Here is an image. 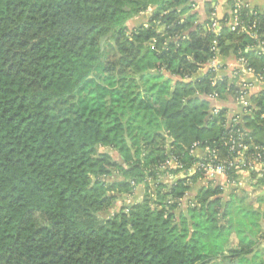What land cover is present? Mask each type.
I'll use <instances>...</instances> for the list:
<instances>
[{"label": "trees", "instance_id": "trees-1", "mask_svg": "<svg viewBox=\"0 0 264 264\" xmlns=\"http://www.w3.org/2000/svg\"><path fill=\"white\" fill-rule=\"evenodd\" d=\"M215 1L0 0V264H264L246 260L259 212L197 167L230 162V137L264 156V87L208 68L217 52L264 79V10L240 0L255 40L225 0L214 33Z\"/></svg>", "mask_w": 264, "mask_h": 264}, {"label": "built area", "instance_id": "built-area-1", "mask_svg": "<svg viewBox=\"0 0 264 264\" xmlns=\"http://www.w3.org/2000/svg\"><path fill=\"white\" fill-rule=\"evenodd\" d=\"M196 2V6H195V10L198 9V4L200 2V0H194ZM216 3H214V11L211 14L210 17V24L208 26V29L210 31H213L214 33H217L218 29H219V20L220 17L216 6ZM247 5V4H246ZM241 6V1L240 0H234V5L232 8V13H231V20L228 24L229 30L232 32H239V33H245L250 35L253 39L258 40V34L256 33L255 30H253V26H246L243 24V22H241L239 20L238 17V9ZM248 6V5H247ZM249 7V6H248ZM256 49L259 50V52L264 56V42L263 41H259L256 45ZM219 58H221L220 56L217 55L216 52V57L209 63L208 68L212 69L215 71V73L218 75L219 72L222 70L223 65L220 63V61L218 60ZM238 63H240L241 65V70L244 73L250 74L251 76H253V81H245L242 79V75L240 73V71H237L233 73V77L235 76H239V85H241V87L243 89H246L247 91H252L254 89H256L259 85L264 83V79L261 77H257L256 74H254V72L251 69H248L245 61L244 60H237ZM211 98L215 101L218 98V95L216 93H214L213 95H211ZM236 104L243 106H246L247 101L244 100V98H241L240 100H235ZM218 111L215 110L214 113H217ZM192 149L193 152L201 150L202 152H204V156L201 158H206V155L209 153L208 148H204V149H199V145L198 144H193L192 145ZM247 148L244 146H236L235 140L230 137L229 138V151L230 153H233V157L231 159L230 162H228L227 164L224 163H218L216 162L213 158L209 160V162L205 165H200L197 167H200L201 170H203L204 175L207 179H211V180H215L216 183L218 185H222L224 188L227 186H230L232 184H229L227 179H226V165L227 168H233L235 171H237L239 174L241 173H260L261 175L264 176V156L262 154H256L253 156H248V154L246 153ZM170 166H172L173 168L176 167L175 161H171ZM196 170V166L193 167V169H191L187 175H191L194 173V171ZM180 176V177H177ZM176 176V178H181L183 175L182 173L178 174ZM176 178H169L170 183H173V181ZM220 178L222 180H220ZM221 181V183H220Z\"/></svg>", "mask_w": 264, "mask_h": 264}, {"label": "crops", "instance_id": "crops-1", "mask_svg": "<svg viewBox=\"0 0 264 264\" xmlns=\"http://www.w3.org/2000/svg\"><path fill=\"white\" fill-rule=\"evenodd\" d=\"M203 1L207 2L208 0H201V2ZM201 2L198 4V9H197L199 11V14L203 13ZM244 2L252 9H257L259 11L264 10V0H244ZM214 3H216L215 6H216L217 12L220 17H223L224 15L229 13V9L226 6L225 0H216ZM218 60L223 65V68L220 71L221 73L233 77V73L236 72L237 70V71H240L242 75L241 77L243 80L253 81L254 79L253 76L242 72L241 65L235 60V58H229L227 60H223L221 57ZM201 73L202 72L199 71L195 75V77L200 76ZM259 87H264V83L259 85L257 88ZM193 155L197 158H201L204 156V152H202L201 150H198V151L193 152ZM177 177H180V176H177ZM220 180L222 179L220 178ZM225 189L227 191L226 194L227 196H229V198L233 197V195H236L239 199H241L243 203L248 201L250 204L249 206L250 209L253 208L254 211L259 212L261 217L258 221V225L260 226L261 229H264V203H263L264 202V183L260 179H258V181L252 180L250 177V174L245 172V173L239 174L235 183L233 185L225 187ZM142 196H143V186L139 185L135 188V190L133 191L131 195V199L132 197H137L136 201L131 204L139 203L142 199ZM232 235L233 236H231V240H232L231 244L234 246L237 241V238H236L237 236L235 234V231H232ZM256 240H257V243L253 250V253L246 258V260H248L247 263H250V262L258 263V262L264 261V239L256 238ZM238 263H239V260H234L231 262L225 261V264H238Z\"/></svg>", "mask_w": 264, "mask_h": 264}, {"label": "rangeland", "instance_id": "rangeland-1", "mask_svg": "<svg viewBox=\"0 0 264 264\" xmlns=\"http://www.w3.org/2000/svg\"><path fill=\"white\" fill-rule=\"evenodd\" d=\"M102 84L106 85V82L102 81ZM109 153H110V154H111L116 160L119 159V155H117L116 152H114V151H109ZM136 198H137V197H132V199H131V195H130V196H126V195H125V196H122V197L118 196V197H117V200H116L115 203L113 204V205H114L113 208H112L113 210H112V211H107V212H102V213L99 214V216L102 217V218H107V217L111 216L112 213H114L115 211H117V209H120L121 206H129V205H131V203H133V202L136 201ZM253 202H254V201H253ZM263 203H264V202H263ZM249 206H250V204H249L248 201H247V202H244V203L236 202V203L234 204L235 210L238 209L237 207H239V209H241V207H242V208H250ZM254 207H255V206H254ZM251 209L253 210V208H251ZM251 220H252V217L249 216V215L247 214V216L245 217V222H248V221H251ZM232 236H233V235H232Z\"/></svg>", "mask_w": 264, "mask_h": 264}]
</instances>
